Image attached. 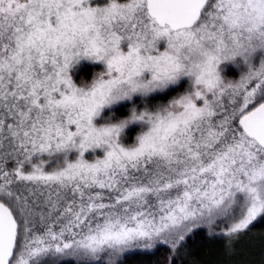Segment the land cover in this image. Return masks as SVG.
<instances>
[{"label":"snow or ice","instance_id":"obj_1","mask_svg":"<svg viewBox=\"0 0 264 264\" xmlns=\"http://www.w3.org/2000/svg\"><path fill=\"white\" fill-rule=\"evenodd\" d=\"M257 227L264 0H0V264H184Z\"/></svg>","mask_w":264,"mask_h":264},{"label":"trees","instance_id":"obj_2","mask_svg":"<svg viewBox=\"0 0 264 264\" xmlns=\"http://www.w3.org/2000/svg\"><path fill=\"white\" fill-rule=\"evenodd\" d=\"M264 229L255 228L248 234L243 241L237 245L238 250L255 248L261 250V244L264 243ZM224 240L217 239L203 234L196 238L195 244H190L187 255L183 257L184 264H223L225 255ZM245 251V250H244ZM221 256L222 259H221ZM230 259H239L238 255L228 256ZM161 257H151L158 259ZM149 258L145 256H131L127 264H140L141 261H147ZM260 259V257H259ZM251 262H258L256 259H247Z\"/></svg>","mask_w":264,"mask_h":264},{"label":"rangeland","instance_id":"obj_3","mask_svg":"<svg viewBox=\"0 0 264 264\" xmlns=\"http://www.w3.org/2000/svg\"><path fill=\"white\" fill-rule=\"evenodd\" d=\"M245 250V251H244ZM244 250H238V257L239 259H230L227 255L226 257L224 256L223 259V264H242L243 261H248L247 259H256V260H260L261 256H260V252L261 250H256L255 248H251L249 249H244ZM223 256H221L222 259ZM260 257V259H259ZM251 262V261H249Z\"/></svg>","mask_w":264,"mask_h":264}]
</instances>
